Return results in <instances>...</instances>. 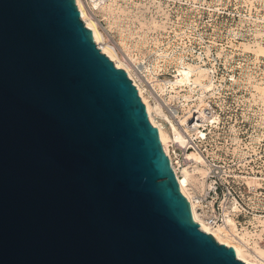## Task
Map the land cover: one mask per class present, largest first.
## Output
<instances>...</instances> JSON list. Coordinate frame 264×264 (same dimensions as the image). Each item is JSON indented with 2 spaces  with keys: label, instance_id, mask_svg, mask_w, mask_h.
<instances>
[{
  "label": "water",
  "instance_id": "obj_1",
  "mask_svg": "<svg viewBox=\"0 0 264 264\" xmlns=\"http://www.w3.org/2000/svg\"><path fill=\"white\" fill-rule=\"evenodd\" d=\"M0 264H247L199 228L75 0H0Z\"/></svg>",
  "mask_w": 264,
  "mask_h": 264
},
{
  "label": "rangeland",
  "instance_id": "obj_2",
  "mask_svg": "<svg viewBox=\"0 0 264 264\" xmlns=\"http://www.w3.org/2000/svg\"><path fill=\"white\" fill-rule=\"evenodd\" d=\"M82 1L86 11L97 21L105 43L114 46L122 60L129 61L128 53L137 58L136 63L128 62L133 68L131 72L136 82L143 86L146 99L152 104L159 101L165 113L164 104L175 101H168L167 96L160 94L157 82L160 79H173L174 62L160 60L162 70L157 77H152L148 71L142 73L139 67L144 62L151 65L158 61L155 51L165 44L174 27L184 26L191 19L206 21L209 24L207 36L216 43L217 48L222 49L223 55L228 56L227 60H222L219 78L230 74L235 79L228 83L230 88L224 94L227 101L223 103L222 109L226 119L220 124L221 129L217 130L215 136L224 138V143L229 145L237 140L238 145L241 142L242 148L238 147L239 151L235 155L248 160L244 161L243 170L256 172L258 169L264 176V157L259 159L257 155L251 156L258 150L263 152L264 148V0H103L105 6L111 4L110 11L106 13L95 7V0ZM217 54L220 56L221 51ZM173 113L170 116L172 120L173 116H179V112ZM154 119L169 130L165 118L154 115ZM195 165H190V169ZM252 177L243 176L247 184ZM260 185L263 188L256 191L249 187H242L241 190L248 198L250 211L258 210L257 213L264 215V181L256 186ZM205 188L206 185L193 186L195 194ZM250 217V214L242 216L241 222H247Z\"/></svg>",
  "mask_w": 264,
  "mask_h": 264
},
{
  "label": "built area",
  "instance_id": "obj_3",
  "mask_svg": "<svg viewBox=\"0 0 264 264\" xmlns=\"http://www.w3.org/2000/svg\"><path fill=\"white\" fill-rule=\"evenodd\" d=\"M208 26L209 24L206 21L200 22L197 19H191L184 26L178 25L174 27L173 31L169 32L170 34L162 48L166 47V49L171 50L176 55L182 56L185 62L196 63L202 67L210 68V72L217 84L215 86V94L205 97L203 110L199 109V101L195 99L196 94H194L190 114L188 115L189 112H187L185 115L188 119V130L185 129V123L179 121V117H173L178 127L186 134L187 143L180 145L178 142L173 141L169 144L168 148L172 160L166 153L173 170V165L178 168L179 165H185L189 161L186 154L190 151L198 150L205 158L208 164V173L205 177L207 185L204 192L196 196L195 203L198 204V210L203 213L205 221L215 227L224 223L225 212L228 209L232 211L233 202L237 205V209L230 213L238 224L241 223L242 216L244 217L246 214L251 215L253 212H259L258 210L251 212V208L247 206L248 198L245 197L241 188L243 187L245 189L249 186L245 184L242 176L256 175L260 182L264 181V176L261 175L262 173L258 169L255 170L256 172L243 170L244 161L248 160L245 157L239 159L235 155V152L237 153L239 151L238 147H241V142L238 145V140L236 139V142L229 145V143H224V138L219 139L215 136L221 129L220 124L224 123L226 119L222 109L223 103L227 101L224 99V94L230 88L228 83L235 79L230 74H228V77L219 78V75H221L219 71H221V66L223 65L222 60H227L228 56L223 55L222 49L217 48L216 43L211 40L209 35L207 36ZM218 51H221L220 56L217 54ZM130 79L136 86L133 79L131 77ZM177 103L175 101L169 105L164 104L165 111L170 114L172 110L176 109L179 111V115L183 116L185 111ZM165 122L168 125V122ZM213 137L218 139V141H214L215 138ZM262 151L258 150L256 153H252L251 156L257 155L260 159L264 157L262 156L264 155V148ZM192 161H189L191 162L190 165L193 164ZM258 167L261 166L259 165ZM174 173L176 175L175 170ZM262 188L260 185L254 190L256 191ZM199 228L201 229L200 225Z\"/></svg>",
  "mask_w": 264,
  "mask_h": 264
},
{
  "label": "bare ground",
  "instance_id": "obj_4",
  "mask_svg": "<svg viewBox=\"0 0 264 264\" xmlns=\"http://www.w3.org/2000/svg\"><path fill=\"white\" fill-rule=\"evenodd\" d=\"M75 2L84 23L91 29L93 39L97 42L98 47H100L101 51L110 59H112L117 67L125 69L128 75L133 79L141 96V99L145 104L149 119L158 129L159 137L164 151L170 156V159L172 160V156L170 155L168 148L169 144L173 141L178 142L180 145H185L187 143L186 134L182 132L177 123L170 117L172 116L170 115L171 112H174L176 114L179 111L174 109L170 112V114L168 112L165 113L159 101L156 100L154 104H152L146 99L143 94V86L136 82L133 73L131 72L133 68H131V64L128 63H136L137 58L128 53L127 56L129 58V61H127V59L122 60L119 57L116 48L108 43H105L104 36L98 27L97 21H95L92 15H90L86 11L83 1L75 0ZM95 7L105 11L106 13L107 11H110L111 4L105 6L103 0H95ZM109 26L111 25L109 24ZM155 53L157 56L156 59L158 61H156L155 63L152 62L153 64L151 65H147L144 62L143 65L139 67V70L142 73L148 71L152 77H157L162 70V66L159 63L160 60H162L163 62H174L175 71L174 76H172L173 79H170L168 81H165L166 79H160L157 82L158 90L160 91V94L162 96L168 97V101H177V105L185 111V114L183 116L179 115L178 117L181 123H185V129L188 130V119L185 115L187 112H189L188 115L190 114V107L192 105L191 102H193L194 99V94H196L197 96L195 97V99L199 101V109L203 110V107L205 106V97L215 94V86H217V84L214 80L213 75L210 74V68L202 67L194 63L185 62L181 56L176 57V55H174L171 50L166 49V47H159L155 51ZM177 88L179 90L176 91L175 89ZM181 91H185V93L181 94ZM172 92H176V94L173 95ZM154 115H159L165 118L168 121L169 130L165 128L162 122L155 120ZM186 155L189 161L193 160L192 162L196 164L195 166H193V168L190 169L191 162L189 161H187L185 165H179L178 168L174 165L173 167L178 178L180 190L189 201L192 217L194 218V220L199 223L203 231L212 234L218 242L233 247L238 259L246 262L247 264H264V215L253 212L247 222H241L240 224H238L235 218L230 213L233 210L237 209V205L235 204V202H233L232 211L230 209L226 210L224 217L225 220L222 225L220 224L213 227L212 225L207 223L205 221L203 213L198 210V204L195 203L196 196L204 192V190L198 194H195L193 186L204 187L205 185H207L206 179L204 178L208 173V164L198 150L190 151ZM205 162L207 167L205 166ZM195 174L200 175V177L196 176ZM249 176L254 177L250 178L248 184L243 178L245 184L252 189L259 187L256 186L261 183L260 181V183L257 182L256 179H258V177L256 175Z\"/></svg>",
  "mask_w": 264,
  "mask_h": 264
}]
</instances>
